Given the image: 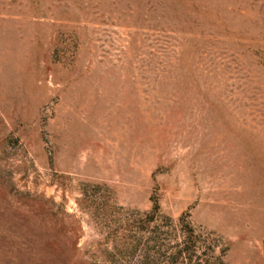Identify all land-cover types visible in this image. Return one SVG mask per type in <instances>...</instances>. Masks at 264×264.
Masks as SVG:
<instances>
[{
	"label": "rangeland",
	"instance_id": "374dc122",
	"mask_svg": "<svg viewBox=\"0 0 264 264\" xmlns=\"http://www.w3.org/2000/svg\"><path fill=\"white\" fill-rule=\"evenodd\" d=\"M151 197L264 264V0H0V264L137 262Z\"/></svg>",
	"mask_w": 264,
	"mask_h": 264
},
{
	"label": "trees",
	"instance_id": "16d2710c",
	"mask_svg": "<svg viewBox=\"0 0 264 264\" xmlns=\"http://www.w3.org/2000/svg\"><path fill=\"white\" fill-rule=\"evenodd\" d=\"M158 214L157 200L151 197L150 209L143 213V218L135 219L137 232L143 230L148 232L149 236L144 241L143 248L140 247L137 251L134 246L126 256V258L132 257L137 252L135 256L139 260L126 263L120 259L117 264H195V234L192 227L182 217L177 219V226L170 223L169 218L163 215L162 223L156 224ZM108 255L112 258L116 253L111 250Z\"/></svg>",
	"mask_w": 264,
	"mask_h": 264
}]
</instances>
